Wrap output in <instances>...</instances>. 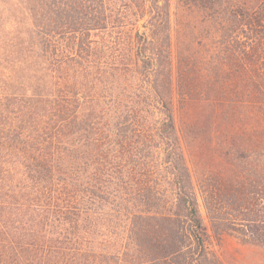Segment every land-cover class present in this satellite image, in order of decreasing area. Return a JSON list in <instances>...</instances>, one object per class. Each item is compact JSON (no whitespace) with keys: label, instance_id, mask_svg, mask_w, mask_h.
Here are the masks:
<instances>
[{"label":"trees","instance_id":"16d2710c","mask_svg":"<svg viewBox=\"0 0 264 264\" xmlns=\"http://www.w3.org/2000/svg\"><path fill=\"white\" fill-rule=\"evenodd\" d=\"M225 235L264 249V0H0V264Z\"/></svg>","mask_w":264,"mask_h":264},{"label":"rangeland","instance_id":"374dc122","mask_svg":"<svg viewBox=\"0 0 264 264\" xmlns=\"http://www.w3.org/2000/svg\"><path fill=\"white\" fill-rule=\"evenodd\" d=\"M172 3L174 6L176 0H172ZM203 215L206 219L204 210ZM212 248L223 264H264V249L243 244L231 235H225L221 241L214 237Z\"/></svg>","mask_w":264,"mask_h":264}]
</instances>
